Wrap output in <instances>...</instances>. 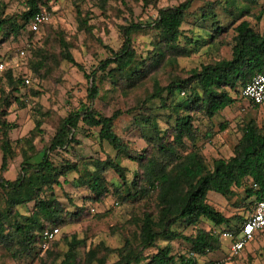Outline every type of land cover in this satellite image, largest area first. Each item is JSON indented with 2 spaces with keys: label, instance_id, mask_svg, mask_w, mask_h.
<instances>
[{
  "label": "trees",
  "instance_id": "1",
  "mask_svg": "<svg viewBox=\"0 0 264 264\" xmlns=\"http://www.w3.org/2000/svg\"><path fill=\"white\" fill-rule=\"evenodd\" d=\"M192 1L183 0L175 6L157 8L153 18L128 21L121 25L119 47L116 50L107 49L108 54L98 61L94 69L84 74L87 79L84 101L59 119L53 135L37 155H23L19 171L12 180L1 176L7 159L12 157L7 137L12 125L4 119L10 101L7 93L3 95L0 101V190L4 210H0V245L12 259L30 256L43 229L77 222L86 213L81 205L75 206L72 211L64 210L54 196L53 187L59 186V178L70 172L76 174L74 186L87 190L85 200L89 202L97 203L106 196L108 188L103 173L111 170L122 184V194L114 189L117 195H121L120 199L139 201L149 198L152 205L141 210V217L136 220L137 231L123 236L120 245L109 247L99 241L88 247L79 260L77 247L82 246L84 240L63 236L65 250L62 253L55 250L57 239L43 249L47 264H55L57 260V264H138L142 261V264H196L197 257H204L220 247L221 231H214V228L223 227L222 231L230 230L234 235L237 234L238 225L251 211L253 203L264 199V123L258 126L253 119L243 123L231 155L213 158L209 166L195 146V116L209 120L231 106L236 95L242 101L239 93L243 84L254 73L264 74V30L257 32L246 20L237 21L247 15V11L232 5L234 0L209 2L198 9L196 18L201 22L199 28L208 26L213 38L226 29L218 25L215 9L222 7L229 16L237 12L231 24L237 21L232 26L228 58H219L186 71L172 72L163 83L153 79L150 91L135 106L124 111L114 110L105 116L93 107L100 92L97 72L104 74L109 84L114 85L118 79L109 75L111 66L120 75L124 87L130 89L169 59L187 57L199 46L198 38L192 34L185 35L181 28ZM239 1L245 4L256 3V0ZM25 4L26 8L20 13L21 23L0 18V31L5 23H9L10 33L18 35L44 3L40 0H27ZM260 16L264 18V2L259 6ZM146 29L155 32L150 42L151 49L148 56L137 57L132 48L131 35ZM6 37L5 33L0 43ZM57 44L59 59L83 71L82 66L71 56L69 43L58 36ZM41 65L39 60L31 59L28 62L34 74H38ZM3 74L11 93L27 86L25 79L27 83L30 81L28 73L14 75L10 69ZM153 102L156 104L153 108L160 109L164 115L165 128H159L156 123L157 115L151 107ZM143 109L148 110L146 116L142 115ZM124 113L132 114L138 128L146 127L141 136L149 146L148 151L130 155L127 144L115 133L113 121ZM40 124V120H35L34 127L28 132L31 137L39 133ZM84 127L94 129L97 140L105 142L116 156L135 161L136 169L128 182L125 179V168L108 156L84 163L81 173L75 162H55L51 159L50 156L56 152H65L77 145L75 134L79 128ZM223 129L224 125L219 124L218 130ZM35 156H38L37 159H33ZM239 190L242 192L240 202L244 206L245 215L226 218L207 202L209 192L230 199ZM28 203H32V209L27 215L15 211L16 207ZM10 218L12 220L9 222ZM232 219L236 223L231 224ZM200 220L208 222L211 229L198 227ZM133 221L135 219H130L128 224ZM186 229L191 231L186 234ZM158 239L165 244L156 246ZM172 240H181L187 247L186 251L171 253L168 242ZM148 249L153 251L146 254ZM113 256L115 259L109 261ZM205 264L212 263L209 261Z\"/></svg>",
  "mask_w": 264,
  "mask_h": 264
},
{
  "label": "rangeland",
  "instance_id": "2",
  "mask_svg": "<svg viewBox=\"0 0 264 264\" xmlns=\"http://www.w3.org/2000/svg\"><path fill=\"white\" fill-rule=\"evenodd\" d=\"M26 1L0 0V18H8L16 23H21L20 13L26 8ZM40 1L44 3L41 5V9L47 12L48 21L36 33H30L26 27H23L18 35L13 36L10 33L9 23H5L0 31V41L5 33L7 35L0 43V62L3 64L0 72V101L7 93L10 104L5 109L4 119L12 125L7 132L12 157L7 159L5 169L1 173V176L8 180L14 179L18 173L23 155L36 154L46 146L59 119L84 101L87 85L84 74L94 69L98 61L108 54L107 49L116 50L119 47L121 43L120 26L128 21L137 22L148 17L153 18L157 8L175 6L183 0ZM212 1L214 0H193L188 8L181 28L185 35L192 34L197 37L199 43V46L192 50L189 56L169 59L130 89L124 87V83L119 79L120 75L111 66L108 70L109 75L118 79L114 85L109 84L104 74L101 75L97 72L100 80V92L93 107L105 116L110 115L114 110L124 111L135 106L144 94L150 91L153 79L163 83L172 72L186 71L219 58H228L232 26L241 19L246 20L254 31L264 30V18L258 17L259 6L264 0H256L255 4H245L234 0L232 5H236L237 9L247 11V15L241 16L231 26L237 12H233V15L229 16L226 15L224 8L218 6L215 9L218 14V25L224 26L226 29L211 38L208 26L199 28L201 22L196 18L198 9ZM154 33V30L146 29L131 35L132 48L137 57L148 56ZM58 36L69 43V52L74 61L82 66L83 71L59 59ZM24 46H26L25 53L21 57L18 51ZM37 49L38 51L33 54ZM31 59L41 61L42 65L39 67L38 74H34L28 66ZM10 69L14 75L28 73L27 75L30 77V81L26 83L27 86L20 87L16 93L10 92L3 74L5 70ZM155 105L153 102L151 107L153 108ZM153 111L157 115L158 127L165 128L162 111L158 108H153ZM147 112L148 110L143 109L142 115L146 116ZM37 119L41 121L39 133L31 137L28 132L34 127ZM249 119H253L258 126L262 125L264 123V105L263 108L256 109L249 106L245 99L240 101L237 95L234 103L221 110L215 117L208 120L201 116H195L193 121L197 130L195 146L199 148L208 166L213 158H226L231 155L232 147L240 137L241 125ZM113 123L115 133L127 144L130 155L149 150V146L141 136V132L146 127L138 128L132 119V114L124 113L118 116ZM219 124L224 125L223 130H218ZM75 138L78 141L77 145L71 146L68 151L56 152L50 156L51 159L55 162L61 160L75 162L81 173L84 163L92 159H104L108 156L125 168L126 181L131 179L132 173L136 169L135 161L123 156H116L105 142L97 140L94 129L79 128ZM38 156L33 159H37ZM74 177L76 174L73 172L60 177V185L53 187V193L64 210L72 211L75 206L81 205L85 208L86 213L79 221L58 227L59 234L56 237L57 247L55 250L59 253L65 250L63 236L83 239L84 244L77 247L78 257L81 260L86 249L99 241H103L109 247H116L121 244L123 236L135 233L137 231L136 220L140 219L141 210L151 206L152 201L149 198L139 199V201L120 199L121 195H117L114 189L123 193L121 181L111 170H106L103 177L108 192L102 200L92 203L85 200L87 190L84 187L74 186ZM241 195L242 192L239 190L236 196L225 199L217 193L209 192L207 202L226 218H231L241 214L245 215L244 206L240 202ZM31 209L32 203H28L16 207L15 211L21 215H27ZM0 210H4L1 190ZM130 219H135V222L128 224ZM11 220L12 218L9 219V222ZM234 223L236 220L232 219L231 224ZM197 226L211 229L210 225L202 220L198 222ZM222 229L223 227H216L214 231L220 232ZM190 231L191 229H186L184 233L187 234ZM219 240L220 247L204 257H197L196 264H205L209 261L212 264H264V231L258 233L244 249L230 258L227 255L228 242L223 238ZM168 243L172 249L171 253L186 251L187 247L181 240H172ZM164 244L165 242L159 239L155 242L156 246ZM152 251V249H148L145 252L150 254ZM114 259L113 256L109 258V261ZM47 262L44 259V250L40 249L36 242L30 256H18L16 259H12L7 250L0 245V264H47ZM57 263L58 260L55 264Z\"/></svg>",
  "mask_w": 264,
  "mask_h": 264
},
{
  "label": "built area",
  "instance_id": "3",
  "mask_svg": "<svg viewBox=\"0 0 264 264\" xmlns=\"http://www.w3.org/2000/svg\"><path fill=\"white\" fill-rule=\"evenodd\" d=\"M48 21V14L45 10L40 9L32 15L26 22V29L30 33H36L38 29ZM28 46V45H27ZM26 46L18 51L19 56H23ZM3 64L0 62V72ZM27 83V80H24ZM240 97L245 99L251 107H261L264 105V74L254 73L240 88ZM116 204V202H114ZM264 229V199L255 201L251 211L243 217L238 225V232L230 230L221 231L220 237L228 242V258L239 253L253 237ZM59 231L57 227L43 229L39 236L37 245L40 249H45L49 242L56 239Z\"/></svg>",
  "mask_w": 264,
  "mask_h": 264
},
{
  "label": "crops",
  "instance_id": "4",
  "mask_svg": "<svg viewBox=\"0 0 264 264\" xmlns=\"http://www.w3.org/2000/svg\"><path fill=\"white\" fill-rule=\"evenodd\" d=\"M260 108V107H259ZM261 108H263V106H261ZM206 222V221H205ZM206 223H208V222H206ZM209 224V223H208ZM210 225V224H209ZM210 227H211V225H210ZM226 240V239H225ZM227 241V240H226Z\"/></svg>",
  "mask_w": 264,
  "mask_h": 264
}]
</instances>
